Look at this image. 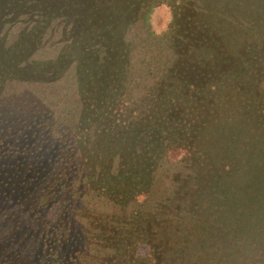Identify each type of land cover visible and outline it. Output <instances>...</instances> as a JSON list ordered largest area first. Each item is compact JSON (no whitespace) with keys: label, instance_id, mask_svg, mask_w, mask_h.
<instances>
[{"label":"trees","instance_id":"1","mask_svg":"<svg viewBox=\"0 0 264 264\" xmlns=\"http://www.w3.org/2000/svg\"><path fill=\"white\" fill-rule=\"evenodd\" d=\"M162 1L167 0H0V96L8 81L49 87L70 76L76 109L80 105L78 114L67 112L61 122L33 125L49 146L0 150V185L40 227L14 213L18 238L38 234V243H31L34 260L7 251L0 264H264V189L244 195L250 187L236 186L241 165L220 164L202 143L178 132L177 118L163 113L169 107L201 111L189 96L192 88L200 90L198 82L180 68L184 56L200 52V65L206 66L218 35L231 39L250 28L236 10H207L185 0L183 9L179 5L185 19L177 18L182 26L140 51L135 37L130 39L133 25ZM19 21L26 24L8 44L1 29ZM51 29L61 33L56 57L35 58ZM162 47L171 56H144ZM136 72L143 75L134 78ZM134 82L144 86L139 96ZM177 150L185 153L181 167L168 175V188H175L159 192L163 162ZM54 206L58 211L51 216ZM77 223L78 248L72 233ZM72 244L76 250H67ZM142 245L147 253L140 252Z\"/></svg>","mask_w":264,"mask_h":264},{"label":"rangeland","instance_id":"2","mask_svg":"<svg viewBox=\"0 0 264 264\" xmlns=\"http://www.w3.org/2000/svg\"><path fill=\"white\" fill-rule=\"evenodd\" d=\"M192 1L207 10L231 8L232 10L228 11L232 14L236 10V17L248 24L250 29L231 39L229 37L224 39L222 35H218L214 39L216 42L219 41L218 45H212L213 49L210 50L209 47L207 51L210 54L209 63L206 66L200 65V61L205 60L204 57H200V52L184 56L183 66L180 68L186 71L185 75L189 79H196L197 86L199 85L200 88V90L192 88L194 95L188 94L196 98L201 111L194 112L188 108L183 113H176L169 107V110L163 113L177 118L179 124L176 122L175 126L178 132L182 131L186 134L191 142L202 143L204 151L213 158L216 157L220 164L235 167L239 163L241 175L236 176L238 184L236 186H249L250 190L244 194L248 196L260 187L264 189V0H235L233 5L228 6H225L228 0H208L210 2L208 4H204V0ZM180 4L183 9L185 0L159 2L151 9L147 18H142L133 25L132 33L134 34H131L130 39L135 37L133 42L141 46L140 51L148 48L149 40L152 42L151 39H153L152 45L156 46L159 41L155 40V37L159 38L168 30L182 26V23L177 20V18L181 20L184 16L179 15ZM190 10H193L192 7ZM187 11L189 12V9ZM25 24V21H19L14 25L10 22L2 27V34L8 32V44L18 38ZM237 34L238 31L235 32V35ZM60 38L61 33L58 30H49L44 47L39 49L34 57H56L61 46L57 43V41L60 42ZM216 46L217 49H215ZM150 55L155 56L157 61L168 57L170 52L166 47H162L153 50L151 54L144 53V56ZM197 61H199L198 67L203 70L192 67V64ZM136 67L140 68V64ZM148 70L149 68L143 71ZM142 72H136L134 78L141 77ZM198 72L199 76H196ZM134 85L133 90L136 88L135 94L139 96L141 93L137 92L139 89L144 91V86H136L137 82H134ZM47 86L37 82H19L18 80L7 82L5 91L0 96V142L3 141L0 143V150L7 146L13 149L35 151L38 144L45 148L49 146V142L41 141L43 138L33 131V125L37 127L36 124L41 121L49 124L54 119L61 122L63 118L69 117L66 115L67 112H70V115L78 114L80 105L76 109L79 99L72 77L68 76L55 82L54 85ZM198 92L199 95L196 97ZM68 105L71 110L65 111ZM5 134H8L7 138ZM50 134L47 132V136ZM234 134L237 136L234 137ZM5 140L8 142L4 143ZM230 151L234 157L229 155ZM184 153L182 150L172 151L163 162V172L166 173L162 175L163 184L159 192L169 193L172 188H175V185H172L171 189L168 188L171 182L168 175L181 167L180 158ZM244 195L241 192L239 196ZM260 199H264V194ZM20 206L17 199L1 184L0 257L7 251H16L25 255L30 254L34 260L31 255V243L32 245L38 243V234L34 237L25 236V238L21 234L23 238H18L13 227L14 213L20 212L25 222H33L36 230H40V227ZM57 211L58 208L54 206L49 215L52 216ZM75 226L77 229L72 233L77 239V243L74 242V244L78 248L81 246L78 234L82 231L80 223ZM66 248L76 250L73 244ZM148 250L146 245L140 247L141 253H147ZM38 263L33 261L31 264Z\"/></svg>","mask_w":264,"mask_h":264}]
</instances>
